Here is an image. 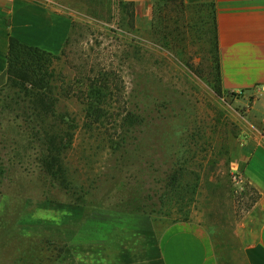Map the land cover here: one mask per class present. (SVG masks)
<instances>
[{
    "label": "rangeland",
    "instance_id": "1",
    "mask_svg": "<svg viewBox=\"0 0 264 264\" xmlns=\"http://www.w3.org/2000/svg\"><path fill=\"white\" fill-rule=\"evenodd\" d=\"M98 1L70 11L79 17L50 61L41 141L33 104L0 88V264H151L157 237L144 225L199 219L220 264H245L230 239L257 194L231 162L249 105L210 85L207 10L169 2L137 19L134 6L132 19L122 2ZM91 83L110 89L99 122ZM52 134L64 140L54 176L43 165Z\"/></svg>",
    "mask_w": 264,
    "mask_h": 264
},
{
    "label": "crops",
    "instance_id": "2",
    "mask_svg": "<svg viewBox=\"0 0 264 264\" xmlns=\"http://www.w3.org/2000/svg\"><path fill=\"white\" fill-rule=\"evenodd\" d=\"M72 1L0 0V88L8 81L11 37L54 55L64 51L73 22L79 17L70 11L88 6V0ZM113 1L134 3L138 19L139 15H150L154 6L177 0ZM183 2L193 7L214 5L223 90L249 105L245 118L248 125L243 128L246 139L234 147L231 168L256 191L257 197L233 229L230 240L240 243L239 253L242 252L245 264H264V0ZM109 3L106 0V5ZM89 11L94 12V8L89 7ZM143 227L156 233L157 258L162 264H220L215 233L206 220H178L161 228L152 224ZM133 230L145 229L140 226Z\"/></svg>",
    "mask_w": 264,
    "mask_h": 264
},
{
    "label": "trees",
    "instance_id": "3",
    "mask_svg": "<svg viewBox=\"0 0 264 264\" xmlns=\"http://www.w3.org/2000/svg\"><path fill=\"white\" fill-rule=\"evenodd\" d=\"M178 4L184 6L183 0H177ZM126 8L131 7L129 12L130 17L133 19L135 17L134 3H126ZM199 7L206 9L209 16V27L207 32L209 34V39L211 42V71H210V85L214 91L222 96L223 87L221 83V66H220V54H219V44H218V26H217V14L215 7L212 3L200 4ZM96 13L94 12V15ZM58 55H54L47 51L40 49L39 47L29 46L19 42L16 38H10V47L8 54V81L3 86V88L12 87L13 89L18 88L19 92L24 93L25 98H27L33 105L27 104V108H31L32 114H30L26 119L28 125H33V130L36 131L33 139L37 141L42 140L40 133L44 131V102L42 92L45 90L47 83V77L49 75V65L51 59ZM30 85V86H29ZM110 89L108 86L103 84H92L89 87V97H88V117L93 118L94 122L102 121L104 115H106V106L101 107L106 103L109 97ZM19 103L18 99L16 101ZM50 107V106H49ZM54 113V112H53ZM55 114V113H54ZM133 121H141L142 119L135 114H129ZM59 139V148L63 145L64 140L62 136L57 135H47L45 144L48 147V153L43 159L44 167L53 173V176L60 171L59 156L55 153L58 147L57 140ZM133 234V232H131ZM147 235V232L143 233ZM148 236V235H147ZM119 245V249L121 248ZM151 251L149 254L151 264L157 263V257L152 251L154 248L153 240L150 238L149 242ZM243 258L242 252H240ZM130 260V259H129ZM159 264V263H157Z\"/></svg>",
    "mask_w": 264,
    "mask_h": 264
},
{
    "label": "built area",
    "instance_id": "4",
    "mask_svg": "<svg viewBox=\"0 0 264 264\" xmlns=\"http://www.w3.org/2000/svg\"><path fill=\"white\" fill-rule=\"evenodd\" d=\"M235 178L238 180L239 183L240 182H243L242 179H241V177L238 174L235 176Z\"/></svg>",
    "mask_w": 264,
    "mask_h": 264
}]
</instances>
